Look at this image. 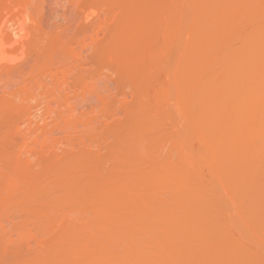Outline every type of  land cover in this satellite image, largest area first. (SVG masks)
<instances>
[{
  "label": "rangeland",
  "instance_id": "1",
  "mask_svg": "<svg viewBox=\"0 0 264 264\" xmlns=\"http://www.w3.org/2000/svg\"><path fill=\"white\" fill-rule=\"evenodd\" d=\"M205 1L211 7L216 2L215 0ZM228 1L217 0L221 5L225 3L226 9L233 8V2L229 1L228 3ZM233 1L239 5L237 10L239 13L236 10L234 14L229 11L227 13L229 15H226V21L231 22V19L232 23L240 24V28H246L248 31L252 30L251 25L255 23L253 11L264 3V0ZM250 1L254 4H251ZM217 2L216 4H218ZM230 3L231 6H229ZM255 3L261 4L257 6ZM198 4L199 0H0V195H2L0 196V264H12L13 262V264H74L73 262H76L75 264H107V262L108 264H121V262L127 261L130 254L137 255L134 259L141 264H146L144 262L151 260L148 257L152 255V258L157 257V259L154 257L150 261L156 259L157 261H153V264L157 262L158 264H184L183 261L185 263L190 262L189 264L194 263L207 254L205 252L207 246L202 245L203 247L199 246V249H192L190 247L193 245V238H179L180 235L182 236L180 232L178 234L177 231L169 233L167 230L171 221L166 217L169 214H177V207L174 205L175 202L177 204V201L184 197L185 190L190 191L192 194L191 202L189 201L191 212L185 214L186 218H189L190 215L198 216L204 223L211 222L210 224L219 226L223 229V233L225 232L224 235L229 231L225 236L232 234L230 238L229 236L227 238L230 240L233 238L232 243L238 241L234 244H239L238 250H242L240 253L238 252L241 255H238L240 259L246 256L245 259L251 258L250 262L252 264H264V251L261 252L264 249L259 250L256 246L259 242H262L263 244L259 243L258 246L264 248V230L256 226L257 223L246 220L242 222L239 218L245 217V214L249 211L252 212L254 208L244 207L240 202H238V206H234L237 204V201H235L236 204L233 206L236 208L235 211L233 210L235 215L233 222H228L222 216L215 221L207 222L203 217L205 208L208 209V207L226 201L224 199L230 200L228 193L223 192L222 196L218 194L217 189L221 187V182L223 184L222 179L223 176L225 177V173L223 175L216 172L218 167L216 164L221 161L219 158H222L221 153H219L220 156L217 154L216 146L218 147L217 151H221L219 148L222 145L224 146V138H226L224 134V137H221V135L223 131L228 129L223 130V127L229 124V121L233 123L237 120L240 112L238 110L236 112V109L233 108L235 112L232 109L228 111L232 114L229 113L225 117L221 115L226 119V122L224 119H220V123L222 121L225 123L222 124L223 127L218 126L219 121L215 125L217 128L212 127L215 130L214 135L211 124L205 122L209 120V116L205 115H210L209 106L215 104L214 106L217 107L222 99L224 100V97H226H223L225 91L227 93L225 94L229 96V94H232L231 90L237 88L238 83L241 84V87H239L242 88L244 83L241 82L244 79L253 84L255 79L253 75L256 76V70L250 71L253 75L249 71L248 74L244 75L246 73L242 68L245 62L244 58H248L249 63L253 62V59L257 60L258 62H254V67L261 66L263 61L260 60L262 58L259 59L258 57L262 52L260 53L261 49L255 46V49H260V51H257L258 54L254 49L255 55L258 54L257 56L252 55V51H250L252 58L254 57L252 59L246 53L249 49L246 50L242 47V39L237 35L235 37V34L233 35L234 38L231 37L233 33L230 35L229 31V39L232 44L229 40L224 39L220 41V43L223 41L224 43H219L220 45L216 46L219 51L217 52L218 55L222 53L218 57L220 59L222 57L223 60L218 59V62L214 63L216 66L213 65L214 67L209 73L197 72L199 73L197 78L201 75L204 79V86L210 90L213 89L214 82L217 84L219 81L224 82L225 86L221 85L223 83L218 84L222 87L221 90L224 93L217 84L214 85V88L216 87L222 92V94L220 92L216 93L218 96L215 95L216 100L221 96V101L219 102V99L214 101V96L209 95V97H213V101L208 106L209 103L204 102L208 96L204 97V100L200 96L202 103L199 101L200 97L195 99L192 96L193 99H189L188 88L190 85L187 83L191 82L196 75L190 74L189 76H193V78L191 79L188 76L189 80H187V76H183L187 80V83H184L182 75L180 76V74H183L182 67L186 68L190 63L192 65L198 63L197 61L201 60V53L198 50H207L210 45L212 46L211 43L218 37L217 35L224 34L221 24L198 25V21L193 18L195 16L193 15L194 8ZM252 18L253 21H251ZM194 21H197V24ZM22 22L25 25V31L21 32L19 26ZM201 22L200 20L199 23ZM123 26L125 29H123ZM171 26L172 28H170ZM246 26L248 28L251 26L250 30ZM239 30L237 32L241 33ZM244 31L241 35L246 32ZM225 35L227 33L223 36ZM167 37L173 38L168 39ZM189 40L190 43L192 42V46H197L199 49L196 50L195 48L197 53L193 54L196 55L185 52V56H183V50L180 51L179 47L182 48L183 44L187 46ZM236 40L237 42H234ZM238 40L241 42L239 43ZM239 46L246 51L238 48ZM252 47L254 46H249L250 50L253 49ZM231 52H234V54L231 55ZM198 53L200 56L197 55ZM223 53L226 54L225 57ZM227 56L230 59H227ZM261 56H264V54ZM226 59L231 61L225 62ZM250 59L252 60L250 61ZM241 61H243L241 63L242 67L241 65L238 66ZM228 63L231 66L235 65V68L233 67L231 70H236L232 72L235 73L237 78L235 75L233 76L232 72L229 73L231 76H227L226 67H229ZM257 64L259 65L257 66ZM224 68H226L227 79H224L226 78L223 75ZM240 72L242 76L244 75L243 80ZM206 75L212 76L206 78ZM247 76L249 77L246 79ZM180 78L183 83H180ZM210 78H213L214 82ZM221 78L224 80H221ZM207 79H210L209 83L212 87L206 85ZM251 84L250 87L253 86ZM227 85L231 87L230 91L225 90V87L229 89ZM250 87L248 88L250 89ZM249 89L245 90L249 92L247 96L249 94V96H252L251 92H255V89L254 91ZM187 91L188 94L184 97ZM258 95L257 98H261V93ZM254 96L255 94L252 97ZM209 97L208 99H210ZM208 101L210 102L211 99ZM199 103L206 106L205 108L202 106L205 112L202 109H197L201 108ZM196 110L198 111L196 112ZM239 111L241 110L239 109ZM197 113L199 115L196 116ZM237 115L239 116L237 117ZM262 116L263 114L257 118L254 117L255 120L257 119V124L261 126L262 122L264 124V117L261 119ZM254 119L253 121H255ZM260 119L262 122L258 123ZM179 120L181 123L183 121L182 127ZM177 123L181 128L186 127L188 133L186 134L187 131H184L185 129L182 131L181 128H179L181 130L179 131ZM209 127L211 130H209ZM246 131L243 134V136L245 134L246 136L243 139L240 138L246 142L243 141L244 146L248 144L246 148H244L240 139L238 142H241L236 143L243 146L244 151H238L240 154L244 153L245 149L250 148L248 147L251 145L249 143H252L250 137L251 139L254 137L255 132L253 133V130ZM180 132H185L186 135H181ZM216 133H220V136ZM179 134L180 137L186 136L183 137L186 139V143L182 141L185 139H182L181 143L188 145H184V147L180 145ZM221 140L222 142H220ZM219 144L221 145L219 146ZM241 146L236 148L240 147L241 149ZM180 147L182 148L179 149ZM263 155L264 153L260 154V156ZM189 159L195 161L190 160L189 163ZM259 159L264 161V157ZM239 161L237 164L239 163L241 168L247 163H244L243 160V162ZM136 162L139 164L137 165ZM238 165H235V167ZM175 166L185 170L183 175L185 178L183 177V179L188 182L185 181L184 183L182 179V181L179 180L178 184V180H172L173 174L170 172L174 171ZM245 166L247 167V164ZM246 167L244 170L248 168ZM259 167H257V171H254V174L257 172L255 176H257L256 178L259 177L258 179L264 176V168ZM145 169H148V171H145ZM215 173L219 175L216 176ZM228 173H226V177L233 175L234 172ZM168 176L171 178L170 183L168 182ZM157 180L160 183L162 181V183L160 184ZM171 181H173V185ZM262 183L264 184V181ZM263 184L259 186L261 190L264 188L262 187ZM77 189L80 191L78 192ZM235 190L236 188L232 190L231 187V192ZM262 191L264 192V189ZM166 194L172 196L166 197ZM169 197L173 200H170ZM9 201L12 204H9ZM76 203H79V205ZM80 205L83 210L79 212ZM162 205H165V207ZM73 207L75 210L71 209ZM161 207H164L166 212L164 208L160 212ZM250 208L252 209L249 210ZM109 210L115 214L111 213L109 215ZM155 213L166 215L161 218L162 220L157 221V225L153 223L154 228L148 229L152 226L150 225V222H152L151 216ZM98 218H100L99 221ZM95 219L97 221H94ZM223 224H225V227ZM230 224L236 227L233 228ZM253 224H256V228L251 229L254 226ZM104 225L111 229L110 233L114 231L112 233L114 236L113 241L109 233V239L106 238L105 235L109 230L105 232V229L109 228L102 227ZM145 225L150 226L147 228ZM248 226H251V228H248ZM188 228L192 234L197 232L198 225L195 227V225L190 224ZM99 230L105 232H103L104 236L102 231ZM245 230L246 232L249 230L250 235L245 234ZM98 231L102 233V235L100 233L101 236ZM162 236L164 237L161 238ZM154 241L161 242L164 249L150 252L153 249V247L151 249V244H155ZM250 242L251 244H249ZM109 245L111 249H108ZM146 247L148 248L146 249ZM145 250L149 251L146 252ZM106 251L109 252L106 253ZM227 251L230 253V249ZM148 252H150L149 255ZM141 253L144 257L148 255L147 258H144ZM204 253L206 254L203 255ZM93 254L95 255L94 258ZM175 254L179 257H176ZM58 258L63 259L59 260ZM142 259L143 261L148 260L143 262ZM162 259L163 262H161ZM181 260L183 263H180ZM228 260L231 261L229 258ZM257 260L260 262L258 263ZM4 261L7 263H4ZM197 261L195 263H198ZM234 261L232 260L228 264H238L237 259L236 263Z\"/></svg>",
  "mask_w": 264,
  "mask_h": 264
},
{
  "label": "bare ground",
  "instance_id": "2",
  "mask_svg": "<svg viewBox=\"0 0 264 264\" xmlns=\"http://www.w3.org/2000/svg\"><path fill=\"white\" fill-rule=\"evenodd\" d=\"M196 1V0H195ZM216 2H217V0H215ZM214 1V2H215ZM229 1H231V2H233V8H228V9H230V10H228V9H226L225 8V3H223V5H221V4H219L218 2V4H216V2H215V5H212V7L208 4V2H206L205 0H199V4H198V6H196V7H198V8H194L195 10H197L196 11V13H195V10H194V14L193 15H195L193 18H195L194 20H197L196 22L198 23V25H206V26H209V25H207V24H221V26L223 27V29L222 30H224L223 31V33L224 34H226L227 33V35H225V36H223V35H217L218 37L217 38H215L214 40H213V43H211L212 44V46L210 45V48H207V50H205V51H203V50H198V52H200L201 54V60L200 61H197L198 63H195V64H191L190 63V65H188V66H186V68L185 67H182V73L184 74H180V76L182 75V80H184L183 82L185 83L187 80H189V78H188V76L190 75V74H192V75H196V77L194 78V79H192L193 78V76H189V77H191V82H186L188 85H190V87L188 88L187 87V85H186V87L188 88V91H189V93H190V97H189V99H193V97H195V99L197 98V97H203L202 98V100H204V97L206 98L207 96L209 97V95L210 96H214V98H215V95L216 96H218L216 93H218V92H220V90H221V88L222 87H220L219 85L221 84V83H223V84H221L222 86H225L224 85V82H221V81H219L218 82V84L217 83H215L214 82V79L213 78H210L213 82H214V84H213V82H211L212 84H213V89L211 88V90L210 89H208V87H206V86H204V79H202V77H201V75H200V77L198 76V78H197V75L199 74V73H197V72H201V71H203V72H206V73H209V72H211V70L213 69V67L214 66H216V64H214V63H217L218 62V59L220 60V61H222L223 59H222V57H221V59H220V57H218V56H221L222 55V53H221V55H218L219 53H217V52H219L218 50H217V47L216 46H218V45H220V44H222V43H224V41L222 42V43H220V41H222V40H229L230 41V43H231V40L229 39V34H228V32L230 33V35H231V33H233L232 34V36L231 37H233V35L235 34V37H236V35L238 36V37H240L241 39H242V41L243 42H241V41H239V43L241 42L242 43V47H244V48H246V50L247 49H249V51L247 50V54L248 55H250V57L252 58V56H251V53H252V55H255V51H256V53H258L257 51L259 50L260 51V49H261V51H260V53L261 54H259V56L260 57H258L259 59L260 58H262V59H260V60H262L263 61V63L259 60V62L260 63H262L261 64V66L259 65V64H257V66L258 67H254V64L256 63V62H258L257 60L255 61V59H253V62L251 61L252 59H250V63L248 62V58H244V63H243V61H241L240 62V64L238 63V66L239 65H241V67H242V64L241 63H243L244 65H243V71H245L244 73V75H246V74H248L247 72L249 71H255L256 70V76L255 75H253L251 72V75H253L254 77H255V79L252 81L253 82V84H251V82L250 81H246L245 79H244V75L242 76V74H243V71H242V74H241V72H240V74H241V76H242V80L244 79L245 80V82H241V83H244V84H242V88H240L241 87V84H237L236 85V83H235V85H236V89L234 88V90L232 91L231 90V87L229 86L228 87V85H227V88H229V89H226V87H225V90H231V92H232V94H229V96L228 95H226L227 93H226V91H225V95L223 94V97L224 96H226V97H224V100L222 99V97L220 96V97H218L217 98V100H216V98H215V100L214 101H218V99H219V102L221 101L220 100V98L222 99V102H220V104H218L217 102H214V103H217L218 105H217V107L216 106H214V105H212V106H214V108L213 109H211V107L212 106H209V105H211V102L213 101L212 99H213V97H209L210 99H211V101L209 102H207V100H210V99H208V97L206 98V100H204V102L206 101V104L207 103H209L208 104V108H209V110H210V112H209V114L210 115H207L206 113H207V110H206V115L205 116H209V120L208 121H205L206 122V124H208V123H210L211 124V128L212 127H214L215 125H216V123L220 120V119H224V121L226 120L224 117H225V115H228L229 113L230 114H232L231 112H228L229 110H231L232 109V111L233 112H235L234 110L236 109V112H237V110H238V112H240L239 114H240V116L239 115H237V117L239 116V118L237 119V120H235L233 123H230V121L229 120H231V119H229L228 121H229V124H226L227 126L229 125L230 127H227L226 125H224L225 127H223L222 126V124H225L224 123V121H222V123H220V121H219V123L220 124H218V126H222L223 127V130L225 129V128H228L227 129V131L225 130V131H223L222 132V135H221V137H224V135H225V137L226 138H224L225 140V143H223L224 144V146L222 147V146H220L221 144H219V146H220V148L219 149H221V151L220 150H218L217 151V149H218V147L216 146V148H214V149H216V152H218L217 154L220 156V154L219 153H221V155H222V158L220 157L219 159L221 160V161H219V163L218 164H216L218 167H217V173L219 172L220 174H223V173H225V177L223 176V179H222V181H223V184H222V182L220 183V186L221 187H219L217 190H218V194H220L221 196H222V193L223 192H225L226 194L228 193V195H229V199L230 200H228V199H224V200H226V201H223V202H221L220 204H217V205H211L212 207H208V209H204V211H205V215L203 216V217H205V220H207V222L209 221H211V220H217V219H219V217L221 218V216L222 217H225L226 219H227V221L228 222H233V220H234V212H233V210L236 208V207H234V206H238L239 205V203L238 202H240L241 204H243L244 205V207L245 206H250V207H252V208H254V209H252V208H250L249 210H251L252 209V212L251 211H249V212H247V213H250V214H245L246 216L244 217H239V218H241L240 219V221H242V222H244L243 220H246V221H251L252 223H257L258 225H256V224H253L254 226H252V228H251V226H248V228L250 227L251 229H253V227L254 228H256L255 227V225L256 226H258L260 229H262V230H264V192L261 190V188H259V186H261L262 184H261V182L262 181H264L263 179H264V176H262V177H260V179H258V178H256L257 176H255L256 174H257V172H256V174H254V171H257V167L258 168H260L259 166H262L263 168H264V161L263 160H260L259 158L261 157V159H262V157H264V155L263 156H260V154H263L264 153V124H263V122H262V118L264 117V56H261L262 54H264L263 52L264 51H262L263 49H264V3H262V5H260L259 3V7H257V9L255 10V11H253V14L255 15L254 16V24L253 25H251L253 28H252V30H250L249 28H251V26L248 28V26H246L247 27V29H249L250 31H248V30H246V28L245 29H242L243 27H241L240 28V24H237V23H232V20L230 19V21L231 22H229V21H226L227 19H226V15H229V14H227L229 11H230V13H233L234 14V12H235V10L237 11L238 10V7H239V5L237 4V3H235L233 0H229ZM229 1H228V3H229ZM237 1H239V0H237ZM257 1V0H256ZM255 1V2H256ZM261 1V0H260ZM263 1V0H262ZM245 2H246V0H245ZM249 2V1H248ZM264 2V1H263ZM227 3V2H226ZM239 3V2H238ZM241 3H243V2H241ZM250 3H251V1H250ZM253 3V2H252ZM251 3V4H252ZM254 4V3H253ZM255 4H257V3H255ZM258 4H257V6H258ZM229 6H231V3H230V5ZM256 6V5H255ZM254 6V7H255ZM193 7V6H192ZM241 7V6H240ZM254 7H252L253 9H255ZM232 9V10H231ZM252 9V10H253ZM239 10H240V8H239ZM238 12V11H237ZM236 12V13H237ZM239 13V12H238ZM230 15H232V14H230ZM252 15V14H251ZM250 15V16H251ZM232 16H234V15H232ZM242 16V15H241ZM252 17H253V15H252ZM239 18V17H238ZM241 18H243V17H241ZM178 19H180V18H178ZM202 21L201 23H199V21ZM228 20H229V18H228ZM236 20H237V18H236ZM234 21V20H233ZM251 21H253V18H252V20ZM175 22L177 23V21L175 20ZM195 22V21H194ZM195 22V23H196ZM236 22V21H235ZM239 22V21H238ZM242 22V21H241ZM173 23V22H172ZM171 23V24H172ZM196 23V24H197ZM242 24V23H241ZM177 25V24H176ZM244 25V24H243ZM179 26V25H178ZM182 26V25H181ZM211 26V25H210ZM124 27V26H123ZM194 27V26H193ZM192 27V28H193ZM196 27V26H195ZM199 27V26H198ZM19 28H20V31L22 32V31H25V25H24V23L22 22L21 24H20V26H19ZM170 28H172V26L170 27ZM239 28L240 29H242L241 31L239 30ZM123 29H125V27L123 28ZM197 29V28H196ZM180 30H182L181 28H180ZM240 31L241 33H242V31L243 30H245L246 32L248 31V33L246 34V32L245 33H243L242 35H241V33H239V32H237V31ZM186 31V30H185ZM194 31V30H193ZM168 33V32H167ZM180 33H182V32H180ZM194 34V33H193ZM165 35V34H164ZM169 35H170V33H169ZM182 35V34H181ZM192 35V34H191ZM190 35V36H191ZM8 37V36H7ZM179 37H181V36H179ZM186 37V36H185ZM226 37H227V39H226ZM237 37V38H238ZM161 38V37H160ZM168 39H171V38H173V37H167ZM191 38V37H190ZM234 38V37H233ZM179 39V38H178ZM236 39V38H235ZM234 39V40H235ZM239 39V38H238ZM240 39V40H241ZM184 41V40H183ZM196 41V40H195ZM194 41V42H195ZM228 41V42H229ZM188 42V41H187ZM234 42H237V40L236 41H234ZM192 43V42H191ZM190 43V40H189V45L187 44V46H184V44L182 45L183 47L182 48H180L179 47V49H180V51H182L183 50V56H185L184 55V53L186 52H190L191 54H193V53H197L196 52V50L197 49H199V48H197V46H192V44ZM220 43V44H219ZM232 44V43H231ZM231 44H230V46H231ZM209 46V45H208ZM207 46V47H208ZM229 46V47H230ZM238 46V45H237ZM249 46L251 47V46H254V47H252L251 49L252 50H250V48H249ZM255 46L256 47H258V48H260V49H258L257 50V48L255 49ZM223 47V46H222ZM227 47V46H226ZM240 48V46L238 47V48H240V49H242V50H244V51H246L244 48ZM178 48V47H177ZM195 48H196V50H195ZM220 48V47H219ZM218 48V49H219ZM263 48V49H262ZM205 49V48H204ZM254 49H255V51H254ZM16 50V49H15ZM227 50V49H226ZM179 50H177V52H178ZM179 51V52H180ZM193 51H195V52H193ZM203 51V52H202ZM222 51V50H221ZM225 51V50H224ZM230 51H231V49H230ZM233 51V50H232ZM250 51H252L251 53H250ZM254 51V52H253ZM226 52V51H225ZM249 52V53H248ZM166 53V52H165ZM181 53V52H180ZM189 53V54H190ZM228 54H229V52H227ZM232 53L234 54V52H231V55H232ZM167 54V53H166ZM224 55V57H225V53H223ZM227 54V55H228ZM246 54V55H247ZM257 54V55H258ZM180 55H182V53L180 54ZM187 55V54H186ZM193 55H196V54H193ZM192 55V56H193ZM197 55H199V53L197 54ZM199 55V56H200ZM230 55V56H231ZM245 55V54H244ZM257 55H255V56H257ZM163 56V55H162ZM199 56H198V59H199ZM223 57V58H224ZM246 57H248V56H246ZM168 58V57H167ZM231 58H233V57H231ZM183 59V58H182ZM192 59V58H191ZM225 59V58H224ZM227 59H230V57L228 58V56H227ZM226 59V60H227ZM256 59H257V57H256ZM197 60V59H196ZM196 60H195V62H196ZM225 60V62H228V61H231V60H227L226 61ZM234 60V59H233ZM235 61V60H234ZM237 61V60H236ZM247 61V62H246ZM194 61L192 60V63H193ZM224 62V63H225ZM255 62V63H254ZM222 64H223V62H221ZM253 63V64H252ZM219 64V63H218ZM229 64V63H228ZM232 64V63H231ZM237 64V63H236ZM186 65V64H185ZM214 65V66H213ZM224 65V64H223ZM222 65V66H223ZM232 65H234V64H232ZM221 66V67H222ZM231 65L229 64V67L227 66L226 68H227V73H228V75L227 76H231V75H229V73L230 72H232L233 70L234 71H236L235 69H232L231 70V68H233L234 66H231ZM238 66H237V68H238ZM181 67V66H180ZM217 67H219V66H217ZM184 68V69H183ZM226 68H224V71H223V75H225L226 76ZM235 68V67H234ZM222 70V69H221ZM229 70V71H228ZM231 70V71H230ZM238 70V69H237ZM217 71H219V70H217ZM233 71V72H234ZM233 72H232V74H233ZM236 73H239V72H236ZM205 74V73H204ZM217 74V73H216ZM222 75V74H221ZM235 75V73L233 74V76ZM238 75V77H240L239 76V74H237ZM183 76H187L186 78H187V80H186V78L185 77H183ZM207 76H210V75H206V78H209V77H207ZM212 76V75H211ZM210 76V77H211ZM227 76H226V78H224V79H227ZM250 76V75H249ZM249 76H247V77H245L246 79L249 77ZM252 76V77H253ZM216 77V76H215ZM235 77H236V75H235ZM185 78V79H184ZM205 78V77H204ZM223 78H221V80L223 79ZM234 78V77H233ZM237 78V77H236ZM210 79L208 80V82H206L207 84V86L209 85H211L210 83H209V81H210ZM219 79V78H218ZM218 79H216L217 81H218ZM223 79V80H224ZM239 79V78H238ZM180 80V83H183L182 81H181V78L179 79ZM206 80V81H207ZM249 80H250V78H249ZM226 82V81H225ZM237 82H239V81H237ZM209 83V84H208ZM247 83V84H246ZM248 83H249V85H248ZM215 84H217L218 85V87H220L219 89L220 90H218V88H214V85ZM250 84L251 85H253L252 87H250ZM179 85V84H178ZM184 85V86H185ZM216 85V86H217ZM244 85H247L248 87H250V89H251V91L253 90L254 91V89H255V92H257V93H255V92H251V94H252V96H253V94H255V96L254 97H252V96H247V93H249L248 91H245L246 89H249L247 86H244ZM240 86V87H239ZM185 87V88H186ZM210 87H212V86H210ZM235 87V86H234ZM246 87V88H245ZM232 88H233V86H232ZM238 88H240V89H238ZM237 89H238V91H237ZM249 89V90H250ZM224 90V89H223ZM236 90V91H235ZM160 91V90H159ZM163 91V90H162ZM165 91V90H164ZM185 91V90H184ZM183 91V92H184ZM188 91H187V93H185V96L184 97H186L187 95L186 94H188ZM234 91H235V93H234ZM157 92V91H156ZM222 92H220V94H222ZM228 92V91H227ZM160 93V92H159ZM230 93V92H229ZM259 93H261V98H257L259 95ZM214 94V95H213ZM219 94V95H220ZM257 94V95H256ZM161 95V94H160ZM159 95V96H160ZM183 95V94H182ZM145 96V95H144ZM162 96V95H161ZM164 96V95H163ZM175 96V95H174ZM193 96V97H192ZM165 97H167V96H165ZM201 97L198 99L201 103L203 102V101H201ZM256 97V98H255ZM188 98V97H187ZM155 99H156V97H155ZM158 99V98H157ZM159 99H160V97H159ZM164 100H165V98H164ZM174 100V99H173ZM180 102V101H179ZM201 103H199V105L201 104ZM205 104V103H204ZM177 106V105H176ZM202 106H204V105H202L201 104V108L199 109V108H197L198 110H203V112H205L204 110V108L206 107V106H204V108L202 107ZM149 107V106H148ZM158 107V106H157ZM181 107V106H180ZM233 108H234V110H233ZM184 109V108H183ZM194 109H196V108H194ZM207 109V108H206ZM239 109L241 110V111H239ZM198 110H196V112L198 111ZM208 110V111H209ZM146 112V111H145ZM158 112V111H157ZM164 112V111H163ZM193 112V111H192ZM218 112H219V115H218ZM168 114V113H167ZM194 114V113H193ZM192 114V115H193ZM236 114V113H235ZM263 114V116L261 117V119H260V121L258 122V123H261L262 122V126L260 125V124H257V119L255 120L254 119V117L255 118H257L258 116H260V115H262ZM153 115H155V114H153ZM197 115H199L198 113L196 114V116ZM221 115H223L222 117H221ZM234 115V114H233ZM151 116V115H150ZM230 116V115H229ZM228 116V117H229ZM236 116V115H235ZM204 117V116H203ZM227 117V118H228ZM232 117V116H231ZM234 118V117H233ZM260 118V117H259ZM253 119L256 121H253ZM161 120V119H160ZM233 120V119H232ZM180 121V120H179ZM179 121H178V123H179ZM162 122H163V120H162ZM204 122V123H205ZM226 122V121H225ZM178 123H177V125H178ZM180 123H181V121H180ZM182 123H183V121H182ZM182 123H181V127L183 126L182 125ZM161 124V123H160ZM231 124V125H230ZM176 125V126H177ZM179 127H178V130L179 131H183V129H185V128H181L180 127V125H178ZM209 126V125H208ZM162 127H164V126H162ZM216 127V126H215ZM179 128H181V130L179 129ZM210 128V127H209ZM211 128L209 129V130H211ZM217 128V127H216ZM215 128V129H216ZM219 128H221V127H219ZM162 129V128H161ZM159 130V129H158ZM212 130H213V128H212ZM222 130V129H221ZM246 130H250V131H252L253 130V133H254V137H253V139H251V137H250V140H251V142L252 143H249L247 140V143H249V145L250 146H248V147H250V148H248V149H245L246 151L244 152V153H239L238 151L240 150V152L243 150L242 149V147L244 146V140H241L240 138H244V136H246V134L243 136V134H244V132L246 131ZM184 131H187V129H185ZM214 131L215 130H213L212 131V133H213V135L215 134L214 133ZM162 132V131H161ZM208 132V131H207ZM247 132V131H246ZM160 133V132H159ZM188 133V131L186 132V134ZM221 133V132H220ZM220 133H216V135H219ZM252 133V132H251ZM180 134L182 135V134H185V132L184 133H182V132H180ZM180 134H179V139H180V145H183V142H185L186 143V139L185 138H183V137H186V136H181L180 137ZM185 134V135H186ZM204 134V133H203ZM202 134V135H203ZM224 134V135H223ZM250 134V133H249ZM160 135H162V134H160ZM212 135V134H211ZM212 135V136H213ZM253 135V134H252ZM251 135V136H252ZM210 136V135H209ZM208 136V137H209ZM220 136V135H219ZM243 136V137H242ZM220 137V138H221ZM197 138H198V136H197ZM206 138H207V136H206ZM211 138V137H210ZM209 138V139H210ZM248 138H249V136H248ZM131 139V138H130ZM182 139H185V140H182ZM241 140L240 142L243 144V146H241V145H238L240 142H238V140ZM181 140L183 141L182 143H181ZM207 140V139H206ZM205 140V141H206ZM249 140V141H250ZM126 141V140H125ZM200 141H201V139H200ZM244 141V142H243ZM128 142H129V140H128ZM220 142H222V140L220 141ZM236 143H238V144H236ZM246 143V142H245ZM127 144V143H126ZM201 144V143H200ZM184 145H188V144H184ZM184 145L182 146V147H184ZM212 145V144H211ZM248 145V144H247ZM246 144H245V146H244V148H246V146H247ZM200 146V145H199ZM237 146H241V149H240V147H238V148H236ZM182 147H180L179 149H181ZM203 147V146H202ZM210 147V146H209ZM178 148V147H177ZM237 149V150H236ZM183 150H184V148H183ZM182 151V150H181ZM200 151V150H199ZM206 151H207V149H206ZM209 151V150H208ZM214 151V150H213ZM244 151V150H243ZM263 152V153H262ZM181 153V152H180ZM202 153V152H201ZM203 153H205V151H203ZM211 153V152H210ZM214 153V152H213ZM183 154V153H182ZM206 154V153H205ZM207 154H208V152H207ZM187 155V154H186ZM199 155V154H198ZM203 155V154H202ZM194 156V155H193ZM209 156V155H208ZM184 157V156H183ZM187 157V156H186ZM204 157V156H203ZM214 157V156H213ZM188 158V157H187ZM199 158H201V157H199ZM147 159H150V158H147ZM196 159H198V158H196ZM216 159V158H215ZM185 160V159H184ZM190 160H194V159H189V163H190ZM241 161V162H243V161H245L244 163H246L247 164V167L245 166V165H243L244 163H241L242 165H243V167L241 168V166H240V164L238 165L237 164V162L238 161ZM243 160V161H242ZM247 160V161H246ZM144 161V160H143ZM157 161V160H156ZM195 161V160H194ZM201 161V160H200ZM203 161V160H202ZM206 161V160H205ZM239 161V162H240ZM141 162H142V160H141ZM174 162V161H173ZM183 162H186V161H183ZM187 162H188V159H187ZM197 162V161H196ZM137 163V165L139 164L138 162H136ZM193 163V162H192ZM168 164V163H167ZM173 164V163H172ZM203 164V163H202ZM143 165V164H142ZM235 165H238V166H236L235 167ZM161 166V165H160ZM194 166V165H193ZM204 166V165H203ZM240 166V168H238ZM155 167V166H154ZM157 167V166H156ZM161 167H163V166H161ZM168 167V166H167ZM176 167V166H175ZM247 168L246 170H244V168ZM261 167V168H262ZM75 168V167H74ZM77 168V167H76ZM130 168H131V166H130ZM136 168V167H135ZM134 168V169H135ZM139 168V167H138ZM142 168V167H141ZM144 168V167H143ZM193 168V167H192ZM195 168V167H194ZM235 168H237V169H235ZM150 169V168H149ZM159 169V168H158ZM186 169V168H185ZM190 169V168H189ZM74 170V169H73ZM139 171H140V169H138ZM148 171V169H145V171ZM194 170V169H193ZM199 170V169H198ZM129 171V170H128ZM130 171H131V169H130ZM132 171H133V168H132ZM131 171V172H132ZM200 171V170H199ZM114 172V171H113ZM162 172V171H161ZM189 172V171H188ZM203 172V171H202ZM227 172H229L228 174H230V172L232 173V172H234L233 173V175L231 174L229 177H226V173ZM130 173V172H129ZM136 173H138V172H136ZM145 173V172H144ZM163 173H164V171H163ZM171 174H173V176H172V180H178V184H179V180H181L182 181V179H183V175H184V173H185V170L184 169H182V168H180L179 166L178 167H176L175 169H174V171L173 172H170ZM217 173H215L216 174V176H218L219 174H217ZM239 175H238V174ZM259 173V172H258ZM156 174H158V173H156ZM201 174V173H200ZM209 174V173H208ZM211 174V173H210ZM209 174V175H210ZM237 174V175H236ZM111 175V174H110ZM135 175V174H134ZM167 175H169V174H167ZM190 175V174H189ZM193 175V174H192ZM191 175V176H192ZM196 175V174H195ZM260 175H261V173H260ZM139 176H140V174H139ZM166 176V175H165ZM197 176V175H196ZM215 175H214V177H216ZM169 178H168V182H169V180H171V178H170V176H168ZM195 177V176H194ZM213 177V176H212ZM110 178V177H109ZM115 178V177H114ZM140 178V177H139ZM142 178V177H141ZM185 178V177H184ZM218 178V177H217ZM216 178V179H217ZM220 178H222L221 176H220ZM220 178H219V180H220ZM224 178H226V179H224ZM157 179H159V178H157ZM164 179V178H163ZM195 179V178H194ZM198 179V178H197ZM184 180V183H185V181L186 182H188L187 180H185V179H183ZM218 180V179H217ZM135 181V180H134ZM157 181H159V180H157ZM156 181V182H157ZM194 181V180H193ZM221 181V180H220ZM138 182V181H137ZM172 182L173 181H171V184H172ZM175 182V181H174ZM144 183V182H143ZM153 183V182H152ZM159 183H160V181H159ZM161 183H162V181H161ZM160 183V184H161ZM170 183V182H169ZM176 183V182H175ZM183 183V184H184ZM113 184V183H112ZM159 184V185H160ZM15 185V184H14ZM156 185H158L157 183H156ZM170 185V184H169ZM168 185V186H169ZM173 185V184H172ZM172 185H170V186H172ZM185 185V184H184ZM190 185V184H189ZM104 186V185H103ZM127 186V185H126ZM166 186V185H165ZM176 186V185H175ZM179 186V185H178ZM173 187V186H172ZM185 187V186H184ZM231 187H232V190H234L235 188H236V190L234 191V192H231ZM233 187H235V188H233ZM262 187H264V184H263V186ZM6 188H7V186H6ZM156 188H158V187H156ZM179 188V187H178ZM183 188V187H182ZM230 190H229V189ZM116 189H118V188H116ZM173 189V188H172ZM74 190V189H73ZM158 190V189H157ZM166 190H168V189H166ZM165 190V191H166ZM185 190V189H184ZM189 190V189H188ZM216 190V191H217ZM6 191V190H5ZM76 191V190H75ZM77 191H78V189H77ZM80 191V190H79ZM78 191V192H79ZM77 192V193H78ZM111 192V191H110ZM172 192V191H171ZM178 192V191H177ZM185 192L186 193H184L183 195H184V197L183 198H178V199H180V200H178L177 201V204H176V202H175V205L174 206H176L177 208H176V211H177V214L176 213H174V214H172V215H170L171 216V218L169 217V215H168V217H166V218H169L168 220L169 221H171V222H169V226L167 227V230L169 231V233L170 232H172V233H175L176 231V233L178 234L179 232H180V234H182V236L180 235L179 236V238L180 237H183L184 239L185 238H190V239H192L193 241H192V244L193 245H191L190 243H189V245H191L192 247H190V248H192V249H196V248H198L199 249V246H204V247H206L207 246V249H206V253H204L203 255H205L204 257H202L199 261H197L198 263H191V264H228L229 262H231L232 260H235L236 261V259H237V261H238V258L241 256L239 253L242 251H239L238 249V246H239V244L238 245H236V244H234V242L232 243V239L230 240L229 238H230V236L232 235H230L229 236V234H228V236H229V238H227L225 235L229 232H227L225 235H224V233H223V229H221L219 226H217V225H212V224H210V223H204V222H202V220L201 219H199L198 218V216L197 217H194V215H190V217L189 218H186V213L187 214H189L190 212H191V206H190V202H191V197H192V194H191V192L189 191V192H187L186 190H185ZM203 192V191H202ZM231 192V193H230ZM6 193H7V191H6ZM75 193V192H74ZM106 193V192H105ZM174 193V192H173ZM181 193H182V191H181ZM209 193V192H208ZM142 194V193H141ZM145 194V193H144ZM211 194V193H210ZM216 194V193H215ZM6 195V194H5ZM167 195V194H166ZM169 195H171V194H169ZM169 195H167L166 197H168ZM179 195V194H178ZM194 195V194H193ZM0 196H2V195H0ZM161 196V195H160ZM172 196V195H171ZM176 196V195H175ZM204 196V195H203ZM214 196V195H213ZM103 197V196H102ZM140 197V196H139ZM146 197V196H145ZM159 197V196H158ZM165 197V196H164ZM181 197V196H180ZM207 197V196H206ZM125 198V197H124ZM152 198V197H151ZM157 198V197H156ZM160 198V197H159ZM170 198V200H173V198L171 199V197H169ZM177 198V197H176ZM199 198V197H198ZM202 198V197H201ZM226 198V197H225ZM11 199V198H10ZM9 199V200H10ZM78 199V198H77ZM121 199V198H120ZM149 199V198H148ZM166 199V198H165ZM168 199V198H167ZM210 199V198H209ZM219 199V198H218ZM103 200V199H102ZM143 200V199H142ZM147 200V199H146ZM163 200H164V198H163ZM77 201V200H76ZM75 201V202H76ZM89 201V200H88ZM118 201V200H117ZM120 201V200H119ZM167 201V200H166ZM168 201H169V199H168ZM190 201V202H189ZM235 201H237V204L236 203H234ZM87 202V201H86ZM206 202V201H205ZM11 202L9 201V204H10ZM90 203V202H89ZM112 203V202H111ZM169 203V202H168ZM190 203V204H189ZM12 204V203H11ZM77 205H79V203H76ZM75 204V205H76ZM86 204V203H85ZM95 204V203H94ZM193 204V203H192ZM234 204H236V205H234ZM3 205V204H2ZM6 205V204H5ZM77 205H76V207H77ZM82 205V204H81ZM81 205H80V207H81ZM140 205V204H139ZM234 205V206H233ZM9 206V205H8ZM84 206H86V205H84ZM88 206V205H87ZM162 206H164L165 207V205H162ZM167 206H168V204H167ZM99 207V206H98ZM110 207V206H109ZM125 207V206H124ZM164 207H161L160 208V212H161V209L162 208H164ZM171 207V206H170ZM206 207V206H205ZM234 207V208H233ZM240 207V206H239ZM243 207V206H242ZM244 207H243V209H244ZM6 208V207H5ZM74 208V207H73ZM73 208H71L72 210H75V208L73 209ZM136 208V207H135ZM166 208H168V207H166ZM247 208V207H246ZM88 209V208H87ZM92 209V208H91ZM98 209H100V208H98ZM165 209V208H164ZM164 209H162V211L164 210ZM173 209V208H172ZM77 210H79V209H77ZM81 210H83L82 209V207H81V209L79 210V212L81 211ZM94 210V209H93ZM107 210V209H106ZM114 210V209H113ZM241 210V209H240ZM245 210V209H244ZM88 211V210H87ZM96 211V210H95ZM108 211V210H107ZM190 211V212H189ZM235 211V210H234ZM84 212V211H83ZM109 215L111 214V213H113V215L115 214L114 212H112V211H110L109 210ZM165 212H166V209H165ZM239 212V211H238ZM76 213V212H75ZM85 213V212H84ZM83 213V214H84ZM87 213V212H86ZM117 213V212H116ZM139 213V212H138ZM137 213V214H138ZM146 213V212H145ZM1 214V213H0ZM96 214V213H95ZM134 214V213H133ZM136 214V215H137ZM4 215V214H3ZM112 215V216H113ZM117 215V214H116ZM141 215V214H140ZM148 215V214H147ZM165 215L166 214H162V213H155V214H153L152 216H151V221L152 222H150V225H152V226H146L148 229H150V228H152L153 227V225L156 223V225H157V223L159 222V220L161 219V218H164L165 217ZM174 215V216H173ZM199 215V214H198ZM73 216H75L74 214H73ZM77 216V215H76ZM103 216V215H102ZM81 217V216H80ZM97 217V216H96ZM142 217V216H141ZM145 217V216H144ZM188 217V216H187ZM73 218V217H72ZM87 218V217H86ZM111 218V217H110ZM109 218V219H110ZM140 218V217H139ZM88 219H90V218H88ZM99 219L100 218H98V221H99ZM108 219V220H109ZM128 219V218H127ZM132 219V218H131ZM225 219V220H226ZM76 220H77V218H76ZM105 220H106V218H105ZM137 220H138V218H137ZM148 220V219H147ZM149 220H150V218H149ZM162 220V219H161ZM236 220V219H235ZM90 221V220H89ZM92 221H93V219H92ZM91 221V222H92ZM94 221H97L96 219L94 220ZM158 221V222H157ZM88 222V221H87ZM107 222V221H106ZM133 222V221H132ZM142 222H144V221H142ZM219 222H220V220H219ZM218 222V223H219ZM226 222V221H225ZM224 222V223H225ZM90 223V222H89ZM135 223V222H134ZM148 223V222H147ZM152 223V224H151ZM154 223V224H153ZM163 223V222H162ZM236 223V222H235ZM240 223V222H239ZM238 223V224H239ZM250 223V222H249ZM165 224V223H164ZM190 224H193V225H195V227H196V225H198V230H197V232H194V233H190V229L188 228L189 227V225ZM228 224V223H227ZM226 224V225H227ZM245 224V223H244ZM94 225V224H93ZM98 225V224H97ZM144 225V224H143ZM218 225H220V224H218ZM225 224H223V226H224ZM231 226H232V224H230ZM247 225V224H246ZM245 225V226H246ZM249 225V224H248ZM91 226V225H90ZM138 226V225H137ZM162 226V225H161ZM164 226V225H163ZM228 226V225H227ZM226 226V227H227ZM239 226H241V225H239ZM244 226V225H243ZM96 227V226H95ZM102 227H107L106 225H104V226H102ZM101 227V229H103L104 230V228H102ZM141 227V226H140ZM155 227V226H154ZM153 227V228H154ZM194 227V226H193ZM225 227V226H224ZM233 228L234 227H236V226H232ZM247 227V226H246ZM68 228V227H67ZM99 228V227H98ZM107 228H109V227H107ZM135 228H137V227H135ZM228 228V227H227ZM126 229H127V227H126ZM157 229V228H156ZM226 229V228H225ZM251 229H249V230H251ZM103 230H99V231H102V233L104 232ZM109 230V232H107ZM238 230V229H237ZM247 230V229H246ZM246 230L244 231V232H246ZM248 230V231H249ZM98 231V232H99ZM110 231H111V229L109 228V229H105V232H107L106 234L107 235H105V236H107L106 238H108L109 239V237H108V233H109V236H110V238H111V240H112V238H114V236L112 235V233L114 232H111L110 233ZM144 231V230H143ZM149 231V230H148ZM153 231H155V230H153ZM248 231L245 233V234H247L248 233ZM104 232V233H105ZM117 232V231H116ZM151 232V231H150ZM159 232V231H158ZM251 232V231H250ZM258 232V231H257ZM260 232V231H259ZM100 233L101 232H99V235H100ZM102 233H101V235H102ZM104 233H103V236H104ZM129 233V232H128ZM137 233V232H136ZM144 233H145V231H144ZM149 233V232H148ZM147 233V234H148ZM171 233V234H172ZM243 233V232H242ZM146 234V233H145ZM155 234V233H154ZM163 234H164V232H163ZM236 234H237V232H236ZM239 234V233H238ZM252 234V233H251ZM100 235V236H101ZM117 235V234H116ZM124 235V234H123ZM122 235V236H123ZM142 235V234H141ZM153 235V234H152ZM239 235H241V234H239ZM248 235H250L249 233H248ZM96 236H98V235H96ZM131 236V235H130ZM134 236H135V234H134ZM139 236V235H138ZM137 236V238H139ZM143 236V235H142ZM141 236V237H142ZM145 236H147V235H145ZM148 236H149V234H148ZM155 236V235H154ZM243 236V235H242ZM259 236H260V234H259ZM99 237V236H98ZM98 237H95V238H98ZM133 237V236H132ZM136 237V236H135ZM164 236H162L161 238H163ZM95 238H92V239H95ZM100 238V237H99ZM98 238V239H99ZM117 238V237H116ZM122 238V237H121ZM143 238V237H142ZM142 238H141V240H142ZM235 238V237H234ZM237 238V237H236ZM105 239V238H104ZM125 239V238H124ZM153 239V238H152ZM155 239V238H154ZM156 239H157V237H156ZM159 239V238H158ZM169 239V238H168ZM97 240V239H96ZM102 240V239H101ZM115 240V239H114ZM145 240V239H144ZM143 240V241H144ZM183 240V239H182ZM189 240V239H188ZM237 240V239H236ZM247 240V239H246ZM250 240V239H249ZM262 240V239H261ZM98 242H99V240H97ZM96 241V242H97ZM105 241V240H104ZM107 241V240H106ZM113 241V240H112ZM123 241V240H122ZM187 241V240H186ZM260 241V240H259ZM61 242V241H60ZM64 242V241H63ZM63 242H62V245H63ZM80 242V241H79ZM109 242H110V240H109ZM120 242V241H119ZM155 242V241H154ZM238 241H236L235 243H237ZM68 243V242H67ZM75 243V242H74ZM78 243V242H77ZM113 243V242H112ZM111 243V244H112ZM115 243H116V240H115ZM118 243V242H117ZM165 243V242H164ZM184 243V242H183ZM187 243V242H186ZM246 243H248V241H246ZM258 243V242H257ZM259 243H262V242H259ZM258 243V244H259ZM66 244V243H65ZM106 244V243H105ZM104 244V245H105ZM110 244V245H111ZM119 244V243H118ZM143 244V243H142ZM175 244V243H174ZM242 244V243H241ZM249 244H251V242L249 243ZM258 244L256 245L257 247H258V249L259 250H262V249H264V248H262V247H260V246H258ZM263 244V243H262ZM262 244H261V246H262ZM74 245V244H73ZM110 245H109V248L108 249H111L110 248ZM144 245V244H143ZM148 245V244H147ZM152 245V246H151ZM150 246H151V249H152V247H153V249L152 250H150V252L152 251H155V250H158V249H164V245L161 243V242H159V241H156L155 242V244H151ZM166 245V244H165ZM244 245V244H243ZM1 246V245H0ZM12 246V245H11ZM10 246V247H11ZM66 246V245H65ZM69 246V245H68ZM76 246H78V245H76ZM84 246V245H83ZM112 247H113V245H111ZM124 246V245H123ZM137 246H138V244H137ZM144 246H146V245H144ZM202 246V247H203ZM250 246V245H249ZM255 246V247H256ZM264 246V245H263ZM106 247V246H105ZM115 247H116V245H115ZM139 247V246H138ZM142 247V246H141ZM171 247V246H170ZM185 247V246H184ZM240 247V246H239ZM9 248V247H8ZM12 248V247H11ZM75 248V247H74ZM129 248V247H128ZM134 248V247H133ZM145 248V247H144ZM148 247H146V249H147ZM150 248V247H149ZM165 248H167V247H165ZM246 248H247V246H246ZM72 249V248H71ZM77 249V248H76ZM80 249H81V247H80ZM125 249V248H124ZM140 249V248H139ZM174 249V248H173ZM177 249V248H176ZM184 249V248H183ZM185 249H187V248H185ZM189 249V248H188ZM187 249V250H188ZM192 249H189V250H192ZM230 249V253H228L229 251H227V250H229ZM241 249H242V247H241ZM248 249H250V248H248ZM70 250V249H69ZM129 250V249H128ZM72 251H74V250H72ZM84 251V250H83ZM132 251V250H131ZM146 251V250H145ZM147 251H149V250H147ZM146 251V252H147ZM160 251V250H159ZM169 251V250H168ZM227 251V252H226ZM256 251H258V250H256ZM255 251V252H256ZM264 250H262L261 252H263ZM63 252V251H62ZM78 252V251H77ZM81 252V251H80ZM107 252H109V251H106V253ZM126 252H127V250H126ZM150 252H148V255H149V253ZM185 252V251H184ZM183 252V253H184ZM191 252V251H190ZM194 252H195V250H194ZM227 254H226V253ZM239 252V253H238ZM252 252V251H251ZM91 253V252H90ZM89 253V254H90ZM166 253H168L167 251H166ZM189 253V252H188ZM250 253V252H249ZM254 253V252H253ZM257 253H259V252H257ZM83 254H85V253H83ZM97 254V253H96ZM157 254V253H156ZM177 254V253H176ZM175 254V255H176ZM187 254V253H186ZM17 255V254H16ZM82 255V254H81ZM80 255V256H81ZM94 255V254H93ZM141 255L143 256V254L141 253ZM140 255V256H141ZM145 255V254H144ZM148 255H146V257H144V258H147V256ZM152 255V254H151ZM238 255H240V256H238ZM245 255V254H244ZM246 255H248V254H246ZM253 255V254H252ZM261 255V254H260ZM60 256V255H59ZM58 256V257H59ZM83 256V255H82ZM98 256V255H97ZM137 256V255H136ZM135 256V254H134V256H133V254L131 255H129V257H128V259H127V261L126 262H121V264H141V263H138L137 262V260H135L134 259V257H136ZM153 256V255H152ZM152 256L151 257H148L149 259L151 258V260L154 258V257H156V256H154L153 258H152ZM167 256V255H166ZM178 255H176V257H177ZM184 256V255H183ZM249 256V255H248ZM78 257V256H77ZM91 257V256H90ZM89 257V258H90ZM95 257V255L93 256V258ZM111 257V256H110ZM127 257V256H126ZM125 257V258H126ZM139 257V256H138ZM162 257V256H161ZM179 257V256H178ZM235 259H234V258ZM237 257V258H236ZM242 257H244L243 255H242ZM241 257V258H242ZM246 257V256H245ZM245 257L243 258V259H240L239 258V261H241L242 263L241 264H245V263H249V264H252L251 262H250V260H251V258L250 259H245ZM251 257V256H250ZM264 257V256H263ZM55 258H57V257H55ZM60 258V257H59ZM58 258V259H59ZM92 258V261L94 260ZM125 258H124V260H125ZM142 258V257H141ZM170 258V257H169ZM168 258V259H169ZM174 258V257H173ZM198 258V257H197ZM228 258L231 260V261H229L228 260ZM231 258H233V259H231ZM259 258V257H258ZM61 259H63V258H61ZM61 259H59V260H61ZM91 259V258H90ZM90 259H89V261H90ZM113 259V258H112ZM140 259V258H139ZM156 259H157V257H156ZM155 259V260H156ZM74 260V259H73ZM82 260V259H81ZM97 260V259H96ZM99 260V259H98ZM117 260H118V258H117ZM146 260V259H145ZM144 260V261H145ZM148 260V259H147ZM146 260V261H147ZM151 260H148L147 262H144L143 261V259H142V261L144 262V263H149ZM155 260H153L154 262H156ZM158 260H160V259H158ZM167 260V259H166ZM173 260V259H172ZM245 260V261H244ZM248 262H247V261ZM253 260V259H252ZM3 261V260H2ZM18 261V260H17ZM68 261V260H67ZM116 261V260H115ZM115 261H114V263H115ZM139 261H141V260H139ZM152 261V262H153ZM169 261V260H168ZM175 261V260H174ZM192 261V260H191ZM229 261V262H228ZM234 261V262H235ZM236 261V262H237ZM238 261V264H240V262ZM244 261V262H243ZM6 261H4V263H5ZM81 262V261H80ZM85 262V261H84ZM96 262V261H95ZM152 262H150V263H152ZM161 262H163V259L161 260ZM167 262V261H166ZM171 262V261H170ZM169 262V263H170ZM180 262V261H179ZM184 262V264H186L185 263V261H183ZM182 262V260H181V262L180 263H183ZM233 262V263H234ZM235 262V263H236ZM256 262V261H255ZM257 262H258V260H257ZM256 262V263H257ZM260 262V261H259ZM258 262V263H259ZM262 262V261H261ZM7 263V262H6ZM14 263V262H13ZM12 263V264H13ZM74 264L76 263V262H73ZM89 263V262H88ZM93 263V262H92ZM98 263V262H97ZM104 263V262H103ZM111 263V262H110ZM117 263V262H116ZM120 263V262H119ZM149 263V264H150ZM168 263V262H167ZM172 263V262H171ZM190 263V262H189ZM189 263H187V264H189ZM8 264V263H7ZM16 264V263H15ZM18 264V263H17ZM82 264V263H81ZM107 264H108V262H107ZM153 264V263H152ZM156 264H158V262L156 263ZM160 264V263H159ZM165 264V263H164ZM173 264V263H172ZM174 264H176V263H174ZM253 264H255V263H253Z\"/></svg>",
  "mask_w": 264,
  "mask_h": 264
}]
</instances>
